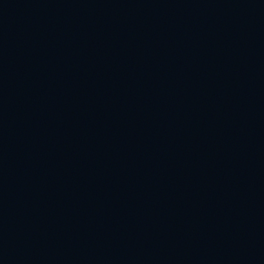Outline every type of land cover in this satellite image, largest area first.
Here are the masks:
<instances>
[{
  "label": "water",
  "instance_id": "water-1",
  "mask_svg": "<svg viewBox=\"0 0 264 264\" xmlns=\"http://www.w3.org/2000/svg\"><path fill=\"white\" fill-rule=\"evenodd\" d=\"M0 264H264V0H0Z\"/></svg>",
  "mask_w": 264,
  "mask_h": 264
}]
</instances>
